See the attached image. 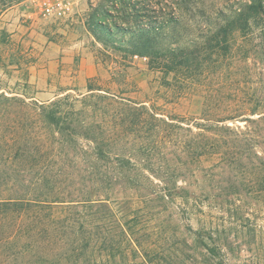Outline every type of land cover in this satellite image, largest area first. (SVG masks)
Returning a JSON list of instances; mask_svg holds the SVG:
<instances>
[{
    "label": "trees",
    "instance_id": "trees-1",
    "mask_svg": "<svg viewBox=\"0 0 264 264\" xmlns=\"http://www.w3.org/2000/svg\"><path fill=\"white\" fill-rule=\"evenodd\" d=\"M248 1L185 44L164 43L173 17L129 32L131 56L200 88L199 118L93 79L49 103L0 93V264H264V0Z\"/></svg>",
    "mask_w": 264,
    "mask_h": 264
},
{
    "label": "rangeland",
    "instance_id": "rangeland-1",
    "mask_svg": "<svg viewBox=\"0 0 264 264\" xmlns=\"http://www.w3.org/2000/svg\"><path fill=\"white\" fill-rule=\"evenodd\" d=\"M246 2L79 0L69 14L53 17L41 13L38 0L7 7V1L0 0V93L49 103L65 95L86 94L88 81L93 79L104 89L155 106L159 113L199 118L204 107L200 88L151 69L146 57L131 56L129 32L173 17L177 27L169 26L164 43L179 40L185 44L206 32L219 12L230 14ZM116 26L124 30L117 31ZM236 125L245 127L244 122Z\"/></svg>",
    "mask_w": 264,
    "mask_h": 264
},
{
    "label": "built area",
    "instance_id": "built-area-1",
    "mask_svg": "<svg viewBox=\"0 0 264 264\" xmlns=\"http://www.w3.org/2000/svg\"><path fill=\"white\" fill-rule=\"evenodd\" d=\"M79 0H38L44 16L62 17L69 14Z\"/></svg>",
    "mask_w": 264,
    "mask_h": 264
}]
</instances>
